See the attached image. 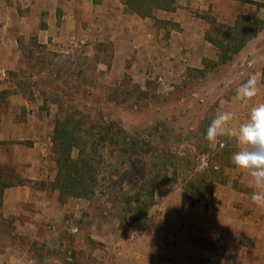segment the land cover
<instances>
[{
  "label": "rangeland",
  "instance_id": "obj_1",
  "mask_svg": "<svg viewBox=\"0 0 264 264\" xmlns=\"http://www.w3.org/2000/svg\"><path fill=\"white\" fill-rule=\"evenodd\" d=\"M122 4L128 26L120 24L108 31L92 28L90 35L62 31L48 42L37 33L20 35L16 42L11 36L7 47L0 50V172L15 184L0 196V254L6 257L26 255L41 263L46 261L43 255L48 248L57 252L60 264H97L91 254L111 248V242L122 234L135 237L161 228L158 203L165 196L168 201L173 198L197 204V200L209 197L213 186L223 184L224 174L234 170L231 156L235 143L221 138L210 145L205 136L219 112H232V123L238 126L257 104L255 100L243 104L236 90L259 73L264 87V0L233 2L231 8L243 12L239 16L257 21L260 27L249 44L234 54L230 48L235 44L227 34L235 23L219 19L227 6L221 4L214 16L201 15L207 30L200 67L188 49H183L179 58L156 49L167 52L166 58L174 56L170 64L146 63L148 57L141 44L152 40L165 48L173 32L181 31L179 25L157 16L165 11L140 18L128 9L125 0ZM44 20L47 17L41 18V29ZM121 31H130L133 46H140L128 63L113 68L114 79H109L102 74L108 71L104 67L109 66L107 61L115 59L114 37ZM225 47L229 51L222 63ZM258 102L264 103V98ZM59 124L85 146L72 148L70 160L75 161L83 152L91 161L96 181L94 194L88 199L60 195L54 187L57 159L61 158L54 142ZM33 172L37 178L27 179L26 174ZM21 181L31 188L29 195L35 201L53 199L56 190L61 204L70 200L79 205L73 210L78 215H65L58 225L44 220L39 230L31 228V233L28 226H22V215L7 210L5 191L18 189ZM136 196L139 201L135 203ZM150 203L143 213L145 228H131V216ZM100 226L107 234L104 241L94 236ZM78 253L84 256L74 258Z\"/></svg>",
  "mask_w": 264,
  "mask_h": 264
},
{
  "label": "crops",
  "instance_id": "obj_2",
  "mask_svg": "<svg viewBox=\"0 0 264 264\" xmlns=\"http://www.w3.org/2000/svg\"><path fill=\"white\" fill-rule=\"evenodd\" d=\"M233 2L235 0H179L174 12H158L157 16L172 19L181 31L173 32L165 48L152 40L147 41L152 43H140L148 57L146 63L170 64L169 60L173 55L166 58L167 52L161 53L156 49L175 53L178 58L183 49H188L196 67H200L205 56L202 44L207 30L201 15L214 16L223 4L227 9L219 15V19L234 24L243 12L231 8L235 5ZM125 14L122 0H0V50L7 47L6 40L11 36L16 42L20 35L37 33L44 42H48L49 38L54 41L57 32L67 34L81 31L90 35L92 28L96 30L99 27L108 31L109 27L117 29L120 24L128 26L130 24L125 19ZM46 17L41 29V18ZM59 25L64 26L65 30L59 29ZM155 34L154 31L151 37L156 36ZM114 39L112 52L115 59L111 63L107 61L109 66L104 67L108 71L102 74L110 76L109 79H114L111 74L113 68L128 63L133 58L134 49L140 46H133L130 31H121ZM164 59H168L167 62ZM256 75L260 82L261 74ZM259 89V94L254 98L257 104L264 98V87L260 83ZM223 176V184L215 188L213 186L209 198L200 200L197 204L191 205L190 200L173 198L168 201L165 196L158 203L162 209L159 217L161 228L144 231L135 237L130 233L122 234L111 242V248L102 250L101 254L95 251L91 256L97 259V264H264V209L251 203L253 188L246 175L234 167L233 171ZM26 177L30 180L37 178L35 172L26 174ZM30 189L23 184L18 189L6 190L5 195L9 204L8 212L22 215V226H28L31 233H34L31 228L39 230V225L44 220H52L58 225L65 215H78L73 210L79 205L70 200L61 204L56 190L53 192V199L35 201L36 198L29 195ZM17 194L19 197H16ZM13 199V204H10ZM103 230L104 226H100L94 233L102 241L107 238ZM33 235L36 238V234ZM80 256L84 255L78 253L73 257ZM43 258L46 261L41 263L35 258L34 264H60L54 250L47 248Z\"/></svg>",
  "mask_w": 264,
  "mask_h": 264
},
{
  "label": "trees",
  "instance_id": "obj_3",
  "mask_svg": "<svg viewBox=\"0 0 264 264\" xmlns=\"http://www.w3.org/2000/svg\"><path fill=\"white\" fill-rule=\"evenodd\" d=\"M176 1L177 0H125V4L128 9L138 17L149 18L156 10L165 12L174 10ZM247 21H249L248 24H246ZM259 31L260 27L257 25V21H253L246 16H238L235 22V27H230V32L227 34V39L233 41L235 44V46L230 48L232 50L234 49L233 51L231 50V52L234 54L240 51ZM210 42L216 45L215 40L210 39ZM221 51V61L222 63H225L227 58L226 54L229 51V48L225 47ZM122 135L124 138L125 136L123 132ZM54 136L55 145L59 148L61 154V158L57 159L58 169L54 180V187L59 190L60 195L75 198H90L94 194L93 184L96 181L94 174L90 170L92 167L90 159L88 156L86 157L83 155V152H80L75 161L70 160V151L72 148L75 147L82 149L85 146H81L80 143L77 142L73 133L64 129L60 124L57 125ZM5 174V172H0V196L5 189L15 185L11 182L10 178L5 177ZM23 184L24 181L18 182V185ZM149 196L152 197V193H150ZM205 197H207V199L209 198L208 196ZM200 200L201 199L197 201ZM134 201L135 203L139 201V196H136ZM151 203L145 204L143 210H137L131 216L129 224L131 228H145V217L143 213L146 212Z\"/></svg>",
  "mask_w": 264,
  "mask_h": 264
},
{
  "label": "clouds",
  "instance_id": "obj_4",
  "mask_svg": "<svg viewBox=\"0 0 264 264\" xmlns=\"http://www.w3.org/2000/svg\"><path fill=\"white\" fill-rule=\"evenodd\" d=\"M259 83L255 75L250 76L237 88V99L245 105L253 101L259 94ZM233 119L232 112H219L208 126L205 139L210 145H216L221 138L235 143L231 163L248 177L253 188L251 203L264 209V103L254 104L247 119L238 126L233 125Z\"/></svg>",
  "mask_w": 264,
  "mask_h": 264
},
{
  "label": "built area",
  "instance_id": "obj_5",
  "mask_svg": "<svg viewBox=\"0 0 264 264\" xmlns=\"http://www.w3.org/2000/svg\"><path fill=\"white\" fill-rule=\"evenodd\" d=\"M33 263H34L33 259L26 255L21 256L20 254L17 255L13 254L6 257L3 254H0V264H33Z\"/></svg>",
  "mask_w": 264,
  "mask_h": 264
}]
</instances>
